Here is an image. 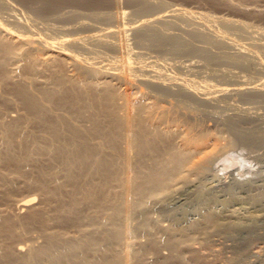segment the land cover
Listing matches in <instances>:
<instances>
[{"label": "bare ground", "instance_id": "1", "mask_svg": "<svg viewBox=\"0 0 264 264\" xmlns=\"http://www.w3.org/2000/svg\"><path fill=\"white\" fill-rule=\"evenodd\" d=\"M20 1L29 4L32 9H34L39 13H53V12L55 13L64 4L66 3L68 4L70 2L75 3V1L76 3L81 1L83 4L87 6H94L98 4L101 5L103 3H107L108 1L110 2V0H20ZM129 2L133 5L134 11L139 15H151V13L156 11L158 7L165 5L163 1H156V0L155 1L129 0ZM8 5H9L8 0H0V10L7 7ZM10 6H11L10 8L11 11L7 12L8 14L7 19H4L5 16L3 17L0 11V84L2 82H7L8 80H15L13 78H18V80H15V82L13 83L12 95L5 94L4 93L5 91L2 93V91L0 90V98L3 99L4 102L3 104L6 103L5 106L0 104V131H1L0 135L2 136V143L5 140L4 146H6L7 149L4 152L0 151V161L2 160V158L7 159L9 161L7 160L6 161L10 162L8 166L10 167V169H14L15 172L20 171L22 168L20 167L21 166L20 162L22 160V157L19 158L18 154H16L15 152L17 148L15 147V144H17V142L16 143L14 142L17 140L16 138L18 136L15 138L16 140L13 141L12 139L14 137L13 134H15L18 131L24 134H28L30 136V138H28L30 140L28 141L32 143V147H33V149L31 148L30 149L33 151L36 150L39 153L45 148L44 145L46 144V142L45 144H43L44 143L43 141H47L48 137L53 136L56 139L62 138L63 130L61 131V129L59 128V124L57 122L58 118H60V120L62 119L63 121L66 122V124L64 123L65 125H69L71 127L70 131L64 130L65 132H69V134L66 133L67 134L66 136L70 134L72 135L74 133L75 135H77V138L75 139H79L78 136L80 137V139L81 138L83 139V140L82 139L78 140L79 144L81 145L80 146L81 149L79 148L81 150L80 151L81 153L79 151L78 152L81 154L80 159H82V161L80 159L79 161H81L82 163L84 162L87 165L92 158L95 159L94 163L95 164L97 163L98 166L96 167H99L97 169L101 170L98 171L96 169V172H102V180L98 179L100 182H98L97 180V183H94L95 182L94 178L93 181L91 179L92 173L91 174L88 173V175L90 174L89 177L91 181L88 182L87 180L90 179L86 178L87 180L84 179L85 186L80 185L79 184L80 178L77 175L80 173V170H82L81 168L83 167L81 165L83 164L79 162H77L78 164L74 163L75 161L71 160L70 158H67L68 155L67 157L65 156L67 158L66 160L67 163L65 162L67 166L66 165L64 167L62 166L64 169L65 167H67V169H65L66 171L61 170L63 168L57 169L59 167L58 163H57L58 167L56 168L57 170H54L57 172H59L60 170L63 173L66 172L65 181H63L64 179L62 180L65 183H60L61 185L58 183L59 186H55V188H50L49 186L51 185L48 186V184H50L49 181H51L52 176L51 177L49 176V166L45 167V164H43L44 165L43 166L40 163L43 166V168L40 165L41 172L38 173L37 171L38 175H35L37 179L35 178L34 175L31 176V174H27V173L24 174L31 177L32 180L33 178H35V180H33V182L35 181V185L37 184L38 186H42V188L43 187L50 188V193L52 194L51 197L55 198L56 201L58 202V206L55 209H57L59 213L65 212L66 215H68L74 222L75 228H77L75 223H80L83 219L87 218V216L86 218H83L82 208L84 206L86 207L89 205L90 206L94 205L96 207L95 209H97L99 212L101 211L102 214L99 213L101 214V216L98 217L97 213L95 212L96 210L92 209L95 212L93 215L95 214L96 215L94 218L92 216L91 219L89 217L87 219L92 220L93 224H97L103 230L110 231V234L109 236L108 235L104 236L105 234L103 235V231L98 232L94 229L88 233L83 232L82 235H77V233L75 234L74 232H73L74 234L67 235L64 234L65 232H62L63 230L62 231L60 230L62 233L59 232L55 233V231L48 232L47 228L50 224L48 223V220L50 218L46 219L48 218L46 217V215L47 213L48 215L50 213L52 214V212H46L49 210L48 208H47L48 210L45 208L46 211L44 209L35 208L36 210L32 209V211L28 213L29 214L28 222L29 224L35 222L42 229L45 230L44 231L45 234L43 235L44 237L43 243H39V245H37L38 243L36 244V242L39 239L37 240L35 239L34 240L36 241L35 243L34 241L31 242L32 240L30 241L31 243L27 241L26 246L24 245L23 251L19 249L18 251L20 252L17 254L16 251L15 253L12 250L6 251L7 249H4L5 246L2 248L1 245L0 264H157L158 262H160L159 264H220L219 260L212 256L215 253L214 246L216 244H214L210 240L209 234L211 236L213 230L224 231V233L226 232V234L228 233L232 235L238 232L239 234L241 233L244 234L242 240L240 242L237 241L239 243L236 244V247H234L235 255L229 256L227 258L224 257L225 259L220 261L221 264H249L248 261L250 259L247 258H250L251 255L255 253H257L258 255L259 251L261 250L260 246L263 245V244H260V246L251 245L249 244V239H247L251 235L253 237L256 233L255 231L258 223L256 222L257 216L255 217L250 215L251 216V218H249L250 221L243 223H240L236 220L226 221L222 219V215L220 216V214L217 213L215 208L213 209L210 207V205L207 204L200 211V219L197 221H193V222H189L188 224L181 225V222L173 219L171 226L167 227L166 232H163V234L164 233L165 234L164 235L162 234L163 236L161 238L154 237V234H152V236H150L151 238L146 243L144 244L142 243L141 245L139 243L137 248L133 246L132 242L130 241V237L132 236L133 231H132V227L129 226L128 221H130L133 216H136L135 213L138 212L139 210L140 211L142 210L140 213L141 215L147 214L146 210L148 208L144 209L143 206L145 204V200H144L145 196H148V194H155V197L156 194L158 195L161 194L162 196V193L169 192L168 190L169 188H171L170 183L175 178H178L181 181L190 180L191 182V176L196 174L198 175L202 174L205 171L214 167V165L216 164L217 165L220 163L223 165L236 164V166L239 165L238 167L244 168L246 161H248L251 155L253 154L255 149L250 148L244 150L243 147L237 148L239 149L238 151L241 150L240 152H236L234 150H230V152H228L229 151L228 149L225 150L223 149V151H219V150L217 151V149H220L218 147L221 141V140L219 141V139L218 140L216 139L217 134L215 135L214 133L213 134L209 133L206 134V137L204 136L202 138L200 136L201 134L199 135L198 133L193 134L189 132L191 131L190 129L193 130L194 127L193 128L191 127L195 125L194 123L198 121L199 118L202 116V111L199 110L194 105L192 106V104L189 102L190 99H194V101L197 100V101L208 102L209 101L208 96L203 95V93L200 94L199 92L201 90H198L196 87L190 88L184 85L181 81H176L175 77L173 76L171 77L167 75L169 77L166 80L164 79V77L163 78L161 77L162 79H164V81H162L160 80L161 79L160 77L159 79L158 76L149 75L144 72L143 76L141 75L140 77H138L139 74L138 75L136 74L135 69H133L134 67L129 65L131 64L130 60L132 58L130 55H133L130 54V52L132 51L130 50L129 52L128 50L129 53H127V51L126 52L123 51L122 48L124 47V45H122V43L124 42L121 43L120 41L123 38L120 37L121 36L120 33H122L123 31V27L121 26L123 22L122 19L123 17L126 16V13H128L124 9L117 10L114 12H107L99 16L100 18L109 19L112 20L113 22L118 23L116 24L117 28L110 29L108 35L106 34L103 35L100 33L91 37H82L78 41L73 40L74 42L71 43V48H68L67 46L65 47L64 44H63L64 47L58 44V40L60 39V37L57 38L53 37L54 40H50L49 38L35 40L32 36L28 35L27 32L23 30V28L34 25V23H32L33 19H30L29 17L22 15L25 16L26 19H28L29 22L26 23L22 19L23 17H20L21 15L19 16L18 12L17 13L14 12V9H12L13 8L12 5ZM174 11L177 12L178 15L179 14L182 15L185 13L188 16L187 18L198 24L203 23V21H209L215 23L216 21L219 20L225 25L236 26L242 29L250 28V30L251 28H253V31H255V33L258 30L260 31L258 27L249 25L248 24L249 22L247 23L246 21L245 22L237 21V20L235 21L225 17L214 16L209 13L198 14L195 12H190L183 8H176ZM156 22L158 23L161 22L166 25H174L176 21L175 18L172 19L170 18V16H166V17L156 16L147 19L144 22V24H142L140 27L139 26L136 28L133 27L135 30L134 31L135 38L139 44L146 45V47L150 45L151 47H156L161 49L168 48L179 53L201 54L204 57L211 59L212 61H216L219 59L217 54L213 52L211 49L212 46L216 45L220 48L229 49V51L231 52V59L234 60L235 62L244 64L246 61H248L251 58L252 53H249L250 50L248 51L247 50L248 48L245 49L242 46L236 47L235 46L236 44H234L235 43L234 39L228 35L229 33L228 34L220 33L221 34L220 37L217 38V37H211L208 34V32L207 33L204 32L205 31L204 29L197 28L198 30L189 29L191 31H188L187 33L188 36H184L183 34L182 35H179L177 33L172 34L171 32H168L164 27L156 26L155 25ZM11 24H13L16 27L14 32L10 31V29L13 30V28H11ZM93 26H95V24ZM111 28H113V26ZM261 32L263 31H260L258 33ZM242 36H244L243 33ZM253 42H255V44L258 43L256 41V38L255 40H253ZM97 45H101L102 48L103 46H105V49H107L106 47L111 48L115 52V55L113 54H112L113 56L106 55L103 56V58L112 59L115 61L116 64L111 65L112 67L110 66L106 67L102 65L100 66L98 65V63H100L101 61L96 62L93 59L89 60L86 58V56L83 57L79 53L80 50L79 52L76 51L77 49H88L94 54L97 53L99 57L100 54H98V51L95 52V49L93 47ZM137 53L138 51L136 52V54ZM94 58H96V56H94ZM100 58L102 59V57H99V59ZM135 58L136 57L134 56V59ZM146 60L148 61V59ZM94 62H96L97 64H95ZM151 63L153 65L154 61H152ZM203 64L205 63L203 62ZM13 65H15V67ZM161 65H163L162 62ZM193 67L191 66V68ZM174 68L176 69V67ZM46 69L50 71V76L48 77L46 82L42 83V80L38 81L35 76H37L38 73H41L43 72V70ZM142 73L143 71L141 72V74ZM239 76L241 77V75ZM176 78L178 77L176 76ZM241 78L243 81L244 76ZM210 83L211 82H209L208 85L211 86ZM174 85L176 86L175 88H173ZM243 86L244 85H242V87ZM2 87L0 86V88ZM229 87H224L222 92L224 91L226 94L230 93L232 94V96L233 93L238 94L237 92L239 93L241 92L242 94H244L245 91L244 87L242 89H240V87L238 86L235 87L232 86L231 88ZM246 95L250 98H255L259 96L264 97V89L258 90L256 92H249L246 93ZM42 98H44V101L46 100L50 105L54 104L56 106L57 103L58 104L60 103V106L64 109L65 112L68 111L70 115L74 116V117L72 116L73 119L75 118L76 119L75 121L78 122H75L74 120L73 121L78 125L73 123L72 117H70L67 113H64V111L60 112L59 109H58L59 111L56 109L58 112L53 110V112L50 111L52 113H49L48 106L50 105L48 103L42 104V102L40 101L42 100ZM16 99H18L19 101L21 100V103L23 102V105L25 104L24 106L28 110V113L30 114L27 113V115L26 114L22 115L19 113V115L17 114L18 116L15 115L16 118H12L13 119L11 120V122L13 121L12 123L10 121L7 122L5 119H3L4 117L6 118V116L3 117L6 111L5 107L9 103L11 102L13 103L14 100L16 101ZM186 99H189L187 101L190 104L187 103ZM50 107L49 109L52 110V105ZM242 111L247 112L248 114L255 113V115L256 113H258L257 108L252 106L243 107ZM202 117H204V115ZM230 117H231L230 120H228L229 122L228 125L230 127L227 125V123L226 125L232 130V132H234V136L236 133L238 136L240 135L239 132L241 131V129L244 130V128H240L241 124L243 123L241 122L240 124V118L239 116H237V114L232 116L230 115ZM79 120H87V122L89 123L86 122L85 125L86 126L88 125L89 128H91L93 132H95L94 134H98L100 137H102V139L106 141L108 148L110 147L112 150L107 149L109 150L107 151L105 149V146L107 145H104L103 147L104 141L102 142L101 138L100 139L98 138L99 141L101 140V144L98 140L97 141L93 140L94 143H90V141L88 142L85 136H83L82 134L83 132H81L84 129V125L83 128H81L82 125L80 126ZM262 121H264V119H262ZM71 123H73V125ZM198 123L200 122H197V124ZM185 124L187 126H185ZM32 125H35L34 127L41 126L42 128L43 127H45V129L47 128L48 131L47 129L45 131H47L50 135H48L47 132H46L47 134H45V132L44 133L39 131H38L39 133L36 132V130L39 128L35 130L32 127ZM199 125L195 127L198 129V127H200ZM260 126L262 125L260 124ZM1 128L3 130H1ZM63 128L65 129L64 125L62 129ZM247 129L249 130V128ZM248 130L246 131L244 130V131L247 132ZM250 130L248 133L252 135L253 134L252 131H254V129L251 131L252 134L250 133ZM42 131L44 130L42 129ZM86 131L87 129H84L85 134ZM87 133H89V131ZM177 134H180V136L183 138L180 139L179 142L177 141L179 144L174 141V137ZM254 134H256V131ZM203 135L204 134H202V136ZM247 135H245V133L242 134V136H245L244 138H246ZM258 135L259 137L262 136L260 134H256V136ZM66 136H64V138H66ZM237 136H235L234 138L237 139ZM254 136L255 135H252L251 138L256 137ZM69 137L71 138V136ZM72 137H74V135H72ZM251 138L249 137L248 140L250 141ZM72 139L73 138H71V140ZM236 139H233V141ZM256 139L257 138H255V140ZM20 140L17 141L21 144L22 141L20 142ZM181 140L182 142L180 143ZM240 140L241 139L239 140L237 139V142H239ZM244 140L242 139L241 141ZM52 141L49 142H51L52 144L53 143ZM59 142L61 144V141ZM63 142H65V140ZM75 142L74 145L76 146ZM95 142L96 143L99 142V143L96 144ZM58 143L55 144L53 143L51 145L50 151H51V155L52 152L54 153L52 155L53 158L55 155L57 157L58 155H62L63 154L62 151L64 152V150L60 147L63 143L61 145H59ZM27 144L25 145L28 146ZM231 144H233V142ZM235 144H237L236 141ZM74 145L72 144V146L71 145L70 146L73 147ZM245 145L247 147V144ZM257 146H259V144ZM78 147H76V149ZM98 148L101 149L99 150L100 155L97 153ZM233 148L234 147H231V149ZM44 150L43 152H45ZM149 152H154L155 157L152 160H150V162L147 163V154ZM32 154L33 152L31 151L30 156ZM71 154L73 155V153ZM224 154H228V156L226 157ZM243 154L245 156L242 157ZM52 156L50 157L52 158ZM73 156L76 158L75 155ZM152 156H154V154ZM61 157H63V155L60 156V158ZM54 159L57 160L56 158ZM63 162L62 164H64ZM93 166L92 168L94 169ZM93 169H91L92 172H95L93 171ZM22 171L27 172L25 170ZM81 173L83 174L84 172ZM57 176H59V174ZM80 176L83 177L82 175ZM23 177L26 176L24 175ZM99 177L101 178L100 175L95 178H99ZM6 178L7 176H5V174L0 171L1 184L4 183ZM59 178L57 179V181L60 180ZM10 179L13 180L14 178H10ZM21 179L23 180V178H20L17 179L16 182L14 180L13 181L17 184V182L19 180L21 181ZM8 180L9 179H7L6 184L8 183ZM12 180L9 182L12 183ZM177 180L175 179L176 182ZM86 181L88 182L87 185H86L87 183ZM175 181L174 183L173 182L172 183L176 184ZM8 184L10 185V183ZM9 185H7L9 187L8 190H10L11 188L10 186H13L12 184L10 186ZM42 190H47V189L43 188ZM146 203H147V199H146ZM225 203H228V201H226ZM89 212L87 213L89 214ZM153 212L155 213V211ZM59 213L57 214L58 216H60ZM3 215L0 216V221L3 222V223L1 222L2 225L0 224L1 226L0 229L2 228L1 232L3 230L4 225H6L9 221H13L10 215H5V214ZM60 217L58 218L60 219ZM64 220L66 219L64 218ZM13 222H15V220ZM52 222L54 221L51 219V223ZM146 222L149 223L148 226H150V222H148L147 220ZM92 223L90 222L89 225H91ZM53 224L54 223H52V227ZM10 226L7 227V229L11 227L14 228V226L11 227ZM50 227L51 226H49V228ZM80 227H82V225ZM140 228L145 229L144 225L143 227L140 226ZM23 232L24 231L20 232L17 229L12 230L11 228V231L8 230L5 231L6 233L5 235L9 236L10 238L17 239L16 237L22 236ZM41 234L43 233L41 232ZM34 236L38 238L39 235L37 236L35 234ZM198 238L199 240L200 239L204 240L201 242L200 246L197 245ZM29 239H32V237ZM0 243L2 244V242ZM162 247L176 249V252L178 251V254L174 253V255L176 254L177 256H173V255L166 256L165 255L166 253L162 255L161 254ZM204 250H207L208 252ZM149 253H153V255H155V259H152V257L150 259L149 258L150 256L149 257L147 256V254L150 255ZM18 258L20 261L18 260ZM219 258H221L220 255ZM159 259L161 260L159 261ZM263 260L258 261L259 263L257 261L256 262L258 264H264Z\"/></svg>", "mask_w": 264, "mask_h": 264}, {"label": "rangeland", "instance_id": "2", "mask_svg": "<svg viewBox=\"0 0 264 264\" xmlns=\"http://www.w3.org/2000/svg\"><path fill=\"white\" fill-rule=\"evenodd\" d=\"M156 1H163L165 3V5L158 7L156 9V11L151 13V15H139V14H137L134 11V7L129 2V0H110V2L108 1L107 3H103L101 5L98 4V5H94V6H87V5L83 4L81 1L78 3H76V1H75V3L70 2L68 4L67 3L64 4L55 13L54 12L53 13H39V12L35 11L34 9H32L29 4L23 3L20 0H8L9 5L7 7H5L6 9L3 8L0 11H1L2 16L3 17L5 16L4 19H7V16H8L7 12L11 11L10 5H12V7H13L12 9H14V12H16V13L18 12L19 16L21 15L20 17H23L22 19L26 23H28L29 21H28V19H26L25 16L29 17L30 19H33L32 23H34V25L23 28V30H25L28 35L32 36L35 40L48 39V38L50 40H54V38L60 37V39L58 40V44L60 46H63V44H64L65 47L67 46L68 48H71V43L74 42L73 40L78 41L82 37H91V36H95V35L100 34V33L103 35H105V34L108 35L110 29H116L117 28L116 24H118V23L113 22L112 20H109V19L100 18L99 16L101 14H105L107 12H114V11L121 10V9L126 10V12H128V13H126V16L123 17V19H122V21L126 24V26L122 22L121 26L123 27V31H122V33H120L121 34L120 37L121 38L123 37V38L120 41H121V43L124 42V43H122V45H124V47H125V49H124V47L122 46L123 51H125V52L127 51V53H129L131 50L132 52H134V53L130 52V54H133V55H130L132 57L131 58L132 61L130 60V63L132 65L131 64H129V65L134 67L133 69H135L136 74L137 75L139 74L138 77H140L141 75L143 76L144 72L146 74H149V75L158 76V78L164 77L165 80L169 76H171V77L173 76V77H175L176 81H181L184 85H186L190 88L196 87L198 90H201L199 92L200 94L203 93V95L208 96V98H209L208 102L197 101V100L194 101V99H190L189 102L192 104V106L194 105L199 110H201L202 116L204 115V117L201 116L202 119L200 117L199 120L194 123L195 125L191 124L193 126L192 127L190 126V127L191 128L194 127L193 130L197 129L196 127L199 124H201V125H199L200 127H198L197 130L193 131L189 127V129L191 131H189V130L188 131L190 133H193V134H195V133L196 134L198 133L199 135L201 134L200 136L202 138L204 136L206 137V134H209V133L210 134L214 133L215 135L217 134L216 136L219 138L216 137V139L217 140L219 139V141L221 140L220 141L221 144L218 141V143H219L218 148H220V149H217V151L218 150L223 151V149L224 150L228 149L229 150L228 152H230V150L240 152L241 150L238 151L239 149H237L240 147H243L244 150L250 149V148L255 149L253 154L251 155L250 159L248 161H246L244 168L243 167L240 168V167H238L239 165L236 166V164H230V165H228V164L223 165L221 163L218 165L216 164V165H214V167L205 171L202 174H199V175L196 174V175L191 176V182H190V180H182L181 181L180 179L175 178L176 180L177 179L178 180H177V182L175 181V179L173 181H171L170 184L172 186L170 185V187L172 188V190H171V188H169V190H168L169 194L167 192L162 193V196H164L165 199H164V197L161 196V194H159V195L156 194V197H155V194H148V196H145V199H144L145 204L143 206H144V209L148 208L146 210L147 214L141 215L140 213L142 210L141 211L139 210L140 212L139 211L136 212L135 213L136 216H133L132 219L130 221H128V224H129V226L132 227V231H133V234L130 237V241L132 242L133 246H135L137 248L139 243H140V245L142 243L143 244L146 243L151 238L150 236H152V234H154V237L161 238L165 234V233L163 234V232H166L167 227L171 226L173 219L181 222V225H185V224H188L189 222L199 220L200 219V211L207 204V205H210L211 208H213V209L215 208L217 213L220 214V216L222 215V219L226 220V221L227 220H236L240 223H243V222L250 221V219H249V218H251L250 215L255 216V217L257 216L256 222H258V223H257L256 231H255L256 236L254 235L252 237V235H251L247 239H249V244H251V245L260 246V244H263V245H261L263 248L264 247V237H263L264 236V214H263L264 213V140H263L264 139V136H263L264 135V125H263L264 121H262V119H264L263 118L264 117V97L259 96V97H255V98H250L246 95V93L256 92L258 90L264 89V30H262V29H264V0H156ZM176 8H183V9H186L190 12H195L198 14L209 13V14H212L214 16L225 17V18L232 19L235 21L236 20L237 21H244V22L246 21L247 23L249 22L248 23L249 25L258 27L260 29V31H263V32H261L262 34L258 33V32H260L258 30L255 33V31H253V28H251V30H250V28L242 29V28H238L236 26L225 25L219 20L216 21L215 23L213 22L214 24L212 22H209V21H203V23L198 24V23L193 22L189 18H187L188 16L185 13L182 15L179 14L180 15L179 16L178 13L174 11ZM22 15H25V16H22ZM156 16L157 17L170 16V18H172V19L175 18V21L177 23L175 22L174 25H166V24L161 23V22L155 23L156 26H159V27L162 26L168 32H171L172 34L177 33L179 35L183 34L184 36H188L187 35L188 31L204 29L205 31L204 30L203 31L206 33L208 32V34L211 37H217L218 38L223 33H225V34L229 33L228 35L234 39V42H235L234 44H236L235 45L236 47L242 46L245 49L248 48L247 49L248 51L250 50L249 53H252L251 58L248 61H246L247 63L245 62L244 64L235 62L234 60L231 59V52L229 51V49L220 48L216 45L212 46L211 49L213 52H215L217 54L219 59L216 61H212L211 59H208L201 54L179 53V52L173 51V50L168 49V48H162L161 49V48L151 47L150 45L146 47V45L139 44L135 38L134 28H136L138 26L140 27L142 24H144V22L147 19L152 18V17H156ZM94 24H95V26H93ZM61 25H63V26H61ZM111 25L113 26V28H111L112 27ZM11 28H13V30L10 29L11 32L12 31L14 32V30L16 29V27L13 24H11ZM189 29H191V30H189ZM242 33L244 36H242ZM122 34H123V36H122ZM66 37H68V38H66ZM251 38H252V40H251ZM255 38H256V41L258 42L256 44H255V42H253V40H255ZM260 42L262 45L260 44ZM93 47L95 49V52L98 51V54H100L99 57H102V59L101 58L99 59L97 53L94 54L88 49H77L76 51L79 52V50H80L79 53L83 57L86 56V58L89 60L93 59L96 62L101 61L100 63H98V65H100V66L102 65V66H106V67H109V66L112 67L111 65L116 64L115 61L112 59H104L103 58V56H106V55H112V54L115 55V52L111 48L106 47L107 49H105V46H103V48H102L101 45H97V46H93ZM128 50H129V52H128ZM136 50L138 51L137 54H136V52H137ZM140 50H141V52H140ZM88 55H89V57H88ZM94 56H96V58H94ZM134 56L136 57L135 59H134ZM96 59H99V60H96ZM146 59H148V61ZM165 59H166V61H165ZM152 61H154L153 65L151 63ZM232 61H234V62H232ZM96 62H94V63L97 64ZM161 62L163 65H161ZM203 62L205 64H203ZM185 64H186V66H185ZM196 64L199 66H197ZM172 65H174V66H172ZM13 66L15 67V65H13ZM191 66L192 67L194 66V67L191 68ZM163 67H165V68H163ZM174 67H176V69ZM140 68H141V70H140ZM168 69H169V71H168ZM170 70H171V72H170ZM142 71H143V73L141 74ZM43 72L38 73V75L36 74L37 76H35L38 81L42 80V83L46 82L48 77L50 76L49 70L46 69V70H43ZM45 72H46V74H45ZM227 73H229V74H227ZM232 74H234V75H232ZM167 75H169V76H167ZM239 75H241V77L244 76L243 81ZM176 76L178 78H176ZM230 76H232V77H230ZM162 78L160 80L164 81V79H162ZM246 78H247V80H246ZM13 79L18 80V78H13ZM15 80H8L7 82H2L3 84L2 83L0 84L1 87L3 86L2 88H0L2 93L5 91L4 92L5 94L12 95V92H13L12 88H13V83L15 82ZM209 82H211L210 83L211 86L208 85ZM242 85H244L243 87L245 89V91L243 89L244 94H242L241 92L240 93L237 92L238 94L233 93V96H232V94H230V93L226 94L224 91L222 92L224 87L230 86L229 88H231L232 86L233 87L238 86V87H240V89H242L243 88ZM175 87L176 86L174 85L173 88H175ZM202 90H203V92H202ZM234 94H235V96H234ZM174 97H176V96H174ZM187 100H189V99H186V101ZM40 101L42 102V104L48 103L46 100H45L46 102L44 101V98H42V100H40ZM189 102L187 101V103H189ZM3 103H4L3 99L0 98V104L5 106L6 103L5 104H3ZM7 103H9V102H7ZM24 105H23V102L21 103V100L19 101L18 99H16V101L14 100L13 103L12 102L9 103L8 105H6V107H5L6 111L3 115V117L6 116V118L4 117L3 119H5L7 122L8 121L11 122V120H13L12 118H16V116H18L19 113L22 115H24V114L27 115L28 110L25 108ZM51 105H52V110H50ZM51 105L48 106L49 113H52L53 110H55L56 112H58L59 110H60V112L64 111V109L60 106V103L59 104L57 103L56 106L54 104H51ZM226 105H229V106H226ZM246 106H252V107L257 108V112H258V113H256L257 116L255 115V113H253V114L249 113L248 114L247 112L242 111V108L246 107ZM49 107H50V109H49ZM53 108H55V109H53ZM23 109H24V111H23ZM56 109L57 110L59 109V110L57 111ZM258 109H260V110H258ZM17 110L18 111L20 110V111L18 112ZM14 111H16V112H14ZM50 111H52V112H50ZM35 112H34V114H35ZM64 113H67L70 117L73 116V115H70L68 111H66V112L64 111ZM203 113H205V114H203ZM28 114H30V113H28ZM235 114H237V116H239L240 124H241V122L243 123V124H241V126H244V127L240 126V128H244L245 131L248 130L247 128H249V130L251 129L250 133L252 134V132H253L252 135L256 136V134H260L262 136L261 137H259V135L256 137L254 136L255 138H257L255 140V138H253V137L251 138L252 135H250L248 133L249 130L247 132H245L243 129H241L240 132H242V133L239 132L240 135L237 136V133L235 132L236 133L235 136H237L238 140L239 139H241V140L245 139V140L244 141L240 140L241 142L240 141L237 142V139L234 138L235 137L234 132H232V130L229 128L230 126L228 125L229 124L228 120H230V118H231L230 115L232 116ZM73 117H72V121L73 120L75 121L76 119L75 118L73 119ZM203 118H204V120H203ZM61 120H60V118H58L57 122L59 124V128L61 129V131L63 130L62 131L63 135L65 133L64 136H66L67 135L66 133L69 134V132H65L64 130L70 131L71 127L69 125H65L66 122L63 120L61 121ZM74 121H73V123L78 122V121H75V122ZM79 122H80V126L82 125L81 128H83V125H84V129H87V131H86L87 135L84 133V129L81 132H83L82 134H83V136H85V138L88 140V142L90 141V143H94L95 140L99 141L100 138L102 139V137H100L98 134H94L95 132H93V130L91 128H89L88 125L87 126L85 125L87 120H79ZM82 122H83V124H82ZM197 122H200V123L197 124ZM73 123H71V124L73 125ZM87 123H89V122H87ZM226 123L229 127L226 125ZM75 124H77V123H75ZM252 124H255V125H252ZM260 124L263 127L260 126ZM63 125H64L65 129L64 128L62 129ZM245 125H246V127H245ZM34 126L35 125H32V127L35 130L37 128H39L36 130V132L39 131V132H43V133L45 132V134L48 133L47 128H46L47 131H45L46 130L45 127L42 128L41 126L40 127H34ZM185 126H187V125L185 124ZM250 126H251V128H250ZM66 127H69V128H66ZM41 128L44 131H42ZM253 129H254V131H252ZM255 129H258V130H255ZM1 130H3V129L1 128ZM88 131L90 134L87 133ZM255 131H256V134H254ZM243 132L245 133V135H247V134H249V135H247L246 138H244L245 136H242V134H244ZM0 133H1V131H0ZM21 133L22 132H20V131L16 132L15 134H13L14 137L12 138L13 141H15L16 139L19 141L21 139L20 142L21 141L23 142V143L21 142V144L17 140L14 142V143L17 142V144H15V147H17L16 151H15L16 154H18L19 158L22 157V160L20 162V165H21L20 167H22L21 170L15 172L14 169H10V167H8L10 162H7V161H9L7 159L2 158V160L0 161V171L3 172L5 174V176H7L4 183L3 184L0 183V216H2L3 214L10 215L12 217L13 221L15 220V222H16L18 220L16 223L13 221H9L8 222L9 224L7 223L8 225L7 224L4 225V227H3L4 231L2 230V232H1L2 228L0 229V236L3 237V238L0 237V239H1L0 242H2V244L0 243V246L2 245L1 246L2 248L5 246L4 249H7L6 251L12 250V251H14V253L16 251V254H17L20 252V251H18L19 249L21 251H23L24 245L26 246L27 241H29V243H31L35 239L36 240L39 239L37 242L34 241V243L35 242H36V244L38 243L37 245H39V243H43V241H44L43 235L45 234V232H44L45 230L42 229L39 225H37L35 222L31 223V224H29V222H28V219H29L28 213H30L32 211V209L36 210L38 208L44 209L45 211L48 208L49 210L47 209L48 211H46V212H52V214L50 213L49 215L47 213L46 217H48V218L45 217L46 219L50 218L48 220V223H50L49 226L52 227V223H54L53 224L54 228L53 227L49 228V226H48V228H47L48 232L55 231V233L65 232L64 234H67V235L68 234L71 235L74 233L75 234L77 233V235H82L83 232L88 233L94 229L98 232L103 231V235L105 234L104 236H107V235L109 236L110 231L103 230L97 224H93L92 220H90L92 216H93V218L95 217L96 214L93 215L95 212L97 213L98 217L101 216V214H102L101 211L99 212L97 209H95L96 207L94 205L93 206L89 205L86 207L84 206L82 208L83 218H86V216H87V218L89 217L90 219L88 220L86 218V219H83L84 221L82 220L83 222L81 221L80 223H75V225L77 226V228H75L74 222L72 221V219L68 215H66L65 212L59 213V211H57V209H55L58 206V202L56 201L55 198L51 197L52 194L50 193V188H55V186H59L60 183H65L63 181H65V173L66 172L63 173L61 170L66 171L65 169H67V167H65V169L63 167L67 163V161H66L67 158H70L71 160L75 161L74 163H77V162L82 163L81 162L82 159H80V157H81L80 146L81 145L79 144V141H78V140H81L82 138L80 139V137L78 136L79 139H75V138H77V135H75L74 133L72 134V135H74V137H72L71 134L66 136V138L68 140L66 138H64L63 135L61 138L62 140L56 139L53 136L48 137V140H47L48 142L43 141L44 142L43 144H45V142H46V144L44 146H45V148H48V149L44 148L45 150L44 149L43 150L45 152H43V150H42L41 152L38 153V151H36V150H34V151L31 150V149H33L32 143H30V141H28V140H30V139H28V138H30V136L28 134H24V133L21 134ZM88 134H89V136H92V137H89ZM202 134H204V135L202 136ZM48 135H50V134L48 133ZM177 135L180 136V134H177ZM177 135L174 137V141L176 143H178L180 139H183L181 136L178 137ZM199 135H197V136H199ZM69 136H71V138H73V139L71 140V138ZM248 136L251 138L250 141L248 140L249 139ZM232 137H233V139H236V140L233 141ZM89 138L90 139L93 138V139L90 140ZM74 139L76 140V142ZM64 140H65V142H63ZM73 140H74L76 146L74 145ZM251 140L255 141V142H252ZM49 141H52L54 144L58 143L59 141H61V144L63 143L62 145L60 144V142L58 144L61 145L60 147L64 150V152L62 151V153H63L62 155H63L64 159H63V157L60 158V156H62V155H58V157L55 155L54 158H56L57 160H55L53 158L52 155L54 153L52 152V155H51V151H50L51 145L53 143L51 144V142H49ZM235 141L237 144H235ZM256 141L259 144V146H257L258 144L256 143ZM26 142L29 144H27ZM99 142L101 144V140ZM99 142H97V143H99ZM102 142H103V147H104V145H107L106 141L104 139H102ZM181 142H182V140L180 141V143ZM230 142L231 143L233 142V144H231ZM262 142H263V144H262ZM0 143H1L0 144V151L1 152L6 151L7 150L6 146H4L5 140L2 143V136L1 135H0ZM25 144H27L28 146H26ZM67 144H70L71 146L73 144L74 146L71 147L70 145H67ZM225 144L228 146H226ZM245 144H247V147ZM254 144H255V146H254ZM68 147H69V149H68ZM76 147H78V148L76 149ZM225 147H228V148H225ZM231 147H234V148L231 149ZM261 147H262V149H261ZM1 148H2V150H1ZM28 148H29V150H28ZM72 148H73V150H72ZM74 148L77 152L74 150ZM102 149H104V148H102ZM105 149L106 150L107 149L112 150L110 147L108 148V145L105 146ZM30 150L33 152V154L31 155L33 158L30 156V154H31ZM99 150H101V149H99V148L97 149L98 154L100 152ZM109 150H107V151H109ZM104 152H105V150H104ZM71 153H73V155H75L76 158ZM78 153H79V155H78ZM97 153H96V155H97ZM153 154H154V156H152ZM67 155H68V157H67ZM150 155H151V158H150ZM224 155L226 157L228 156V154H224ZM48 156L49 157L52 156V158L51 157L49 158ZM243 156H245V155L243 154L242 157ZM42 157L44 158V160ZM154 157H155V153L149 152L147 154V163L150 162V160H152ZM62 159L64 160V162ZM79 159L81 161H79ZM23 160H24V162H23ZM26 161H28L29 163ZM61 161L64 164H62ZM35 162H36V164H35ZM55 162H56V164H55ZM94 162H95V159H93V158L90 160V162L87 165L83 162L82 164L84 166L83 165H81V166L86 170H84L80 166V168L82 170H80V173L77 175L80 178L79 179L80 185L85 186V183H84L85 180L84 179H86V178L90 179L89 176L91 173H92L91 179L93 181V178H94V181H95L94 183H97L98 179L102 180V172H96V169L99 167H96V166H98V164L97 163L95 164ZM21 163H23V164H21ZM40 163L42 165L45 164V167L49 166V176L50 177L52 176L51 181H49L50 184H48V186L51 185V186H49L50 188L43 187L44 189L46 188L47 190H42L43 189L42 186H38L37 184L35 185V181L33 182V180H35V178H36L35 175H38V173L41 172V167L43 168V166H44V165L42 166ZM57 163L59 164V167H58ZM35 165H37V166H35ZM40 165H41V167H40ZM92 166L94 167V169L92 168ZM32 168H33V170H32ZM34 168H36V169H34ZM56 168L57 169L63 168L60 170L61 174H60L59 170H58L59 172L54 171V170H57ZM90 168L93 169V171H95V172H92V170ZM22 170H25L27 172H23ZM32 171H34V172H32ZM37 171H38V173H37ZM98 171H101V170H98ZM22 172H23V174H22ZM54 172H56V173H54ZM81 172H84V173L82 174ZM6 173H8V174H6ZM16 173H17V175H16ZM24 173L31 174V176L34 175L35 178H33V180H32L31 177L27 176ZM57 173L59 174V176H57L58 175ZM88 173H90V174L88 175ZM20 174H22V175H20ZM24 175L26 177H28L29 179L26 177H23ZM80 175H82L83 177H81ZM97 175L98 176L100 175L101 178L100 177L95 178V177H98ZM18 176L20 178H23V180L21 179L22 182L19 180L16 184L15 183L16 180L20 179ZM56 176L58 178L60 177L59 178L60 180H58L59 182L57 181L58 178ZM10 178H14L13 180L15 182ZM7 179H9L8 183H10V185L12 184L13 186H10L8 183L6 184ZM91 179L90 180L86 179V180L89 182V181H91ZM11 180H12V183L9 182ZM28 180H29V183H28ZM99 180H98V182H100ZM174 181L176 182V184H173ZM179 181H180V183H179ZM88 182L86 183V185L88 184ZM7 185H9L11 187L10 188V190L12 189L11 191L8 190L9 187ZM36 186H37V188H36ZM12 187H15V188H12ZM49 198H51V199H49ZM156 198H158V199H156ZM160 198L163 200H161ZM146 199H147V203H146ZM148 199H149V201H148ZM154 199H156V200H154ZM226 201H228V203H225ZM146 204H148V205H146ZM92 209L96 210V211L94 212ZM89 211H91V212H89ZM153 211H155V213ZM219 211H220V213H219ZM87 212H89V214L91 213L92 215L91 214L89 215ZM58 213L60 216L61 215L62 216L61 217L58 216L57 215ZM99 213H101V214H99ZM258 214H260V215H258ZM24 215L27 217V219ZM58 217H60V219ZM55 218L59 219L60 221L56 220ZM64 218L66 220H64ZM141 218H143V219H141ZM51 219L54 222L51 223ZM146 220L148 222H150V226H148L149 223H147ZM151 221H152V223H151ZM1 222L2 221H0V224H1ZM61 222L64 224H62ZM90 222L92 223L91 225H89ZM10 225L14 226V228L11 227ZM58 225L59 226L61 225V226L59 227ZM79 225L80 226L82 225V227H80ZM143 225H144L145 229L140 228V226L143 227ZM9 226L12 228V230L17 229L20 232L24 231L22 233V236L16 237L17 239H13V238H10L9 236H6L5 231L6 230L11 231V228L7 229V227H9ZM60 230L61 231L63 230V231L61 232ZM151 230H152V232H151ZM213 231H212L211 236L209 234L210 240L214 244H216L214 246L215 253L212 256L217 258L219 260V263L221 264L220 261H222L223 259H225L229 256H232V255H235L234 247H236V244H238L242 240L244 234L241 233L242 234L241 235L238 232V233H234L232 235V234H228V233L226 234V232L224 233V231H216V230H213ZM41 232L43 234H41ZM222 233H224V234H222ZM35 234L37 236L39 235L38 238L36 236H34ZM41 235H42V237H41ZM147 236H148V238H147ZM31 237H32V239H29ZM202 241H204V240H201V239L199 240V238H198V240H197L198 244L197 245L200 246ZM237 241H239V242H237ZM261 246H260L261 252L259 251L258 255H257V253H255V254H252L251 257L249 256L250 258H247V259H250L249 260L250 262L247 260L249 264L252 261L253 262L251 264H258L259 263L258 261L264 259V251H263L264 248L262 249ZM7 247L11 248V249H8ZM13 248H14V250H13ZM165 248L166 247L161 248V254L162 255H164L166 253L165 254L166 256L167 255L177 256L176 254H178V251L176 252V249H172V248H166L165 249ZM207 250H204V251H207ZM174 253H176V254L174 255ZM260 253H262V254H260ZM149 254L150 255L147 254V256L148 257L150 256L149 257L150 259H151V257H152V259H155V255H153V253H149ZM219 255L221 258H219ZM18 260H19V258H18ZM160 260L161 259H159V261ZM159 263L160 262H158L157 264H159Z\"/></svg>", "mask_w": 264, "mask_h": 264}]
</instances>
